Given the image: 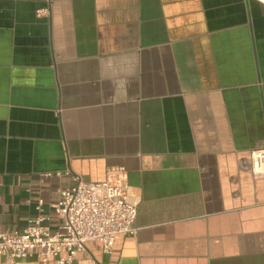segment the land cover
<instances>
[{
    "label": "crops",
    "instance_id": "crops-1",
    "mask_svg": "<svg viewBox=\"0 0 264 264\" xmlns=\"http://www.w3.org/2000/svg\"><path fill=\"white\" fill-rule=\"evenodd\" d=\"M44 5L0 0V227L24 231L43 200L56 230L74 174L124 166L137 234L66 264H264V178L247 167L264 147V1Z\"/></svg>",
    "mask_w": 264,
    "mask_h": 264
},
{
    "label": "built area",
    "instance_id": "built-area-1",
    "mask_svg": "<svg viewBox=\"0 0 264 264\" xmlns=\"http://www.w3.org/2000/svg\"><path fill=\"white\" fill-rule=\"evenodd\" d=\"M40 1L45 5L37 9V16L49 17L51 0ZM247 167L254 177L264 178V147L251 152ZM73 179V185L60 190L55 207L60 219L58 229L52 230L47 223L49 217L42 213L44 201L39 200L40 213L29 219L24 231L9 232L0 227V256L7 262L21 264L23 258L37 254L43 262L53 258L56 264H66L78 261L88 251L90 241L100 240L103 250L109 253L118 234H137L138 206L126 200V167H111L102 182H87L78 174ZM86 261L99 264L91 253H87Z\"/></svg>",
    "mask_w": 264,
    "mask_h": 264
},
{
    "label": "bare ground",
    "instance_id": "bare-ground-1",
    "mask_svg": "<svg viewBox=\"0 0 264 264\" xmlns=\"http://www.w3.org/2000/svg\"><path fill=\"white\" fill-rule=\"evenodd\" d=\"M262 1H264V0H262Z\"/></svg>",
    "mask_w": 264,
    "mask_h": 264
}]
</instances>
